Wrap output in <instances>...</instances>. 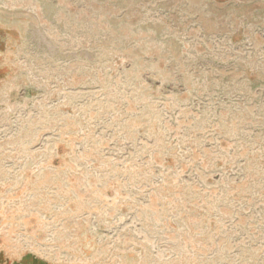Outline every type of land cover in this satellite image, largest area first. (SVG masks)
Wrapping results in <instances>:
<instances>
[{
    "label": "rangeland",
    "instance_id": "374dc122",
    "mask_svg": "<svg viewBox=\"0 0 264 264\" xmlns=\"http://www.w3.org/2000/svg\"><path fill=\"white\" fill-rule=\"evenodd\" d=\"M264 264V0H0V263Z\"/></svg>",
    "mask_w": 264,
    "mask_h": 264
},
{
    "label": "crops",
    "instance_id": "0c3cea01",
    "mask_svg": "<svg viewBox=\"0 0 264 264\" xmlns=\"http://www.w3.org/2000/svg\"><path fill=\"white\" fill-rule=\"evenodd\" d=\"M4 264H38V262L36 261V256L31 257L30 255L27 256L26 259L9 260L6 261Z\"/></svg>",
    "mask_w": 264,
    "mask_h": 264
}]
</instances>
